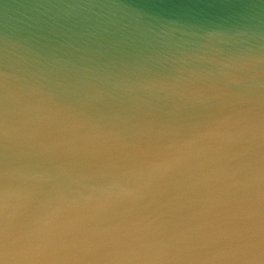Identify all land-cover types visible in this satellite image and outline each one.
<instances>
[{
    "label": "water",
    "instance_id": "water-1",
    "mask_svg": "<svg viewBox=\"0 0 264 264\" xmlns=\"http://www.w3.org/2000/svg\"><path fill=\"white\" fill-rule=\"evenodd\" d=\"M0 264H264V0H0Z\"/></svg>",
    "mask_w": 264,
    "mask_h": 264
}]
</instances>
